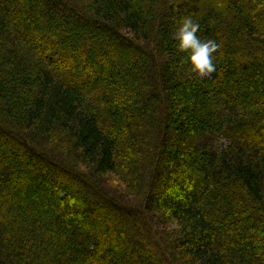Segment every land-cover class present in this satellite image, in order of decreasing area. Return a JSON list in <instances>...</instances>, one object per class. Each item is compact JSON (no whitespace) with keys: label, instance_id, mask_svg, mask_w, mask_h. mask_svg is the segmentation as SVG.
Segmentation results:
<instances>
[{"label":"trees","instance_id":"1","mask_svg":"<svg viewBox=\"0 0 264 264\" xmlns=\"http://www.w3.org/2000/svg\"><path fill=\"white\" fill-rule=\"evenodd\" d=\"M59 234L77 264H264V0H0V264H74Z\"/></svg>","mask_w":264,"mask_h":264},{"label":"clouds","instance_id":"2","mask_svg":"<svg viewBox=\"0 0 264 264\" xmlns=\"http://www.w3.org/2000/svg\"><path fill=\"white\" fill-rule=\"evenodd\" d=\"M199 28V23L191 16L182 17L172 38L177 41L178 50L187 53L190 71L199 78H205L216 71L213 54L219 45L211 39L202 41L197 35Z\"/></svg>","mask_w":264,"mask_h":264},{"label":"rangeland","instance_id":"3","mask_svg":"<svg viewBox=\"0 0 264 264\" xmlns=\"http://www.w3.org/2000/svg\"><path fill=\"white\" fill-rule=\"evenodd\" d=\"M62 22H63V20H61V24H62ZM76 25H78V24H76ZM75 33H94V32H92V31H88V30H86L84 27H78V26H75ZM97 33V32H96ZM96 33H94V34H96ZM98 34V36H102V33L101 32H98L97 33ZM100 38H103V37H100ZM114 47V44L112 45V48ZM89 57H91V55H89ZM110 68H108V71L110 72V70H109ZM225 143V142H224ZM38 175H34V177H33V179L34 180H38L37 177ZM105 185H106V183H104ZM107 184L109 185V186H111L115 191H117V187H119V185H121L122 183H120L116 178H115V176L114 175H110V178H107ZM35 185L36 184H33V185H31V187H30V189H29V192H28V195H33V193H34V189H35ZM108 185H106V186H108ZM41 193H42V195H43V197H45V196H47V193H48V190H46V191H44V193L41 191ZM48 197H50L51 199H52V201H50V200H48L46 203H43L40 207H38V206H36V205H32V207H33V209H35V212L36 211H39V212H43L44 213V215L46 214V212H48L47 214H50V215H52V214H56V213H59L60 211L58 210V208H56L57 207V204L54 202V197H52V195H51V192L48 194V196L46 197V199L48 198ZM76 204V203H75ZM56 205V206H55ZM96 204L94 203V206H95ZM20 206H21V204H20ZM97 206H98V204H97ZM90 207V206H89ZM91 208V207H90ZM21 209V210H20ZM20 209H16L14 212L15 213H19L20 215L22 214V215H24V216H26L25 214L26 213H29L30 212V210H31V208H30V206H29V204L27 203V204H25L23 207L21 206V208ZM65 211L66 212H68V213H70L71 211H73L70 207H67V208H65ZM100 218V217H99ZM65 219V218H64ZM71 219V218H70ZM69 219V220H70ZM74 219H76V218H72L70 221L72 222V220H74ZM67 220V219H66ZM78 221H80V218L79 219H77ZM100 220H101V218H100ZM106 221V218L104 219V222ZM102 223V222H101ZM98 228V227H97ZM100 228V227H99ZM36 230H40V229H44V228H38V227H36L35 228ZM45 231V230H44ZM66 233H67V230H66ZM60 235L62 236V234H59L58 235V237H57V240H54L53 241V245H52V247H54L55 248V250L57 249L58 250V248H59V245H61V247H63V251H65V253L68 255V256H70V257H73V258H75L76 260H75V262H74V264H77V262H79L80 261V257L78 256V254L83 250V248H84V241L83 240H77L76 242H71L73 239H72V237L71 236H68L67 234L65 235V239H67L68 241H65L64 243H61V241H60ZM63 237V236H62Z\"/></svg>","mask_w":264,"mask_h":264}]
</instances>
